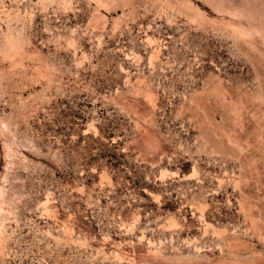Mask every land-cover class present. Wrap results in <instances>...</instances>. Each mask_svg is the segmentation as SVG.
I'll use <instances>...</instances> for the list:
<instances>
[{"label": "rangeland", "instance_id": "rangeland-1", "mask_svg": "<svg viewBox=\"0 0 264 264\" xmlns=\"http://www.w3.org/2000/svg\"><path fill=\"white\" fill-rule=\"evenodd\" d=\"M0 264H264V0H0Z\"/></svg>", "mask_w": 264, "mask_h": 264}]
</instances>
